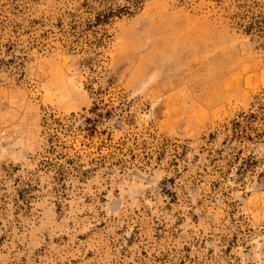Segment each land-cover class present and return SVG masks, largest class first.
Here are the masks:
<instances>
[{"label": "rangeland", "instance_id": "1", "mask_svg": "<svg viewBox=\"0 0 264 264\" xmlns=\"http://www.w3.org/2000/svg\"><path fill=\"white\" fill-rule=\"evenodd\" d=\"M0 264H264V0H0Z\"/></svg>", "mask_w": 264, "mask_h": 264}, {"label": "trees", "instance_id": "2", "mask_svg": "<svg viewBox=\"0 0 264 264\" xmlns=\"http://www.w3.org/2000/svg\"><path fill=\"white\" fill-rule=\"evenodd\" d=\"M85 125H88V127H90V126L92 125L91 120H90V119H86V121H85ZM89 130H92V131H93V129H91V128H88V129H86L85 131H89Z\"/></svg>", "mask_w": 264, "mask_h": 264}]
</instances>
